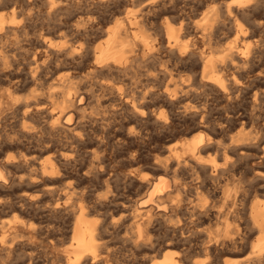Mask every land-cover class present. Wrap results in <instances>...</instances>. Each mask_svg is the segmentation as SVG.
<instances>
[{
    "label": "bare ground",
    "instance_id": "6f19581e",
    "mask_svg": "<svg viewBox=\"0 0 264 264\" xmlns=\"http://www.w3.org/2000/svg\"><path fill=\"white\" fill-rule=\"evenodd\" d=\"M10 1H11V6L10 5L7 6V5L3 4L0 1V38L4 37L5 35H7L9 33H11V44H12L13 42L19 40L20 37L27 36L29 34L28 33L29 32V28L31 27L32 30H33V34L34 35H33V37L30 38V40L33 41L34 43L38 44L37 46H39L34 51L33 56L30 59V61L28 62V64H22V65L18 66L20 62L17 63V62H15L14 59H11V74L15 73L14 75L17 77L18 81L24 79V80H27L29 82L36 83L37 81L41 82V80H45L44 72H45V70L47 68H49L51 66L52 63H53V67L51 68L52 73L58 71L61 67H65V66L67 67V65H71V64H75L76 65V64H81V63L86 65L87 71L84 74H80L82 78H80L79 80L75 79V77L72 76V75H68L66 77H59L55 81L56 82V86L53 85L55 87V89L54 88L52 90L51 89L50 90L47 89V91L40 92V93L38 91L36 92V90L32 91L31 95L29 97L23 99V100H19L16 96H13V92L16 90V88H15V90L13 89L14 90L13 92L8 90L7 88H6V90L0 91V117H1V113L3 111L10 110L12 112H16L17 114H20L23 119H26V118L40 119V118H43L44 121H45V122L43 121L44 122V128L49 129L50 134L52 135V137H51L53 139V141H52L53 143L51 142L52 144H54L55 146H58L59 144H58L57 137L61 133H65L67 135L68 141L71 144H74L76 146H81L84 143V141L87 140L88 136L91 135V133L88 134V132H86V131L84 132L82 129L78 128L79 126L77 124L76 119H78L77 117H78V113L79 112L77 113L76 107L73 106V104L75 102H77L78 104H81L86 99H88L86 93L82 90V86L86 82H89L88 80L90 78H94V77L99 76L100 74H104V73L119 72L121 70H124L126 68L127 64H131L133 61H136L138 59H141V61L149 60V61L155 63V61H156L155 60L156 59L155 56L158 55V52L160 54V51L166 53L167 56L179 58L181 60V67L184 70H187L188 73H189L188 76H189L190 82L188 84H178V83L176 84L175 79H174V75H175V72H177V69L176 70L174 69L173 71L172 70L168 71V70H161L160 69L158 72H156V75H153L152 77L148 78L149 81L153 82L151 87L147 88L149 85L145 84L142 87L144 90H133V92L131 94L128 92L129 91L128 89H127L128 91H126V93L123 94V95H119L118 96V95H116L114 93L116 96H118L117 98L120 99V101L123 102L124 105H128L130 107L128 110H130V109L132 110L131 111L133 113L132 117H134L135 119L138 118L139 120H141V119L151 120L152 119V120H154V122L156 124H160L162 127L170 126V124H168V122H169L168 119H169L170 115H168V114L171 113L173 108L180 107L182 109L181 110L182 112H180V113H183L182 116H181L182 119L184 121H190L191 122V125L187 128V130H186L187 132L186 133L187 134L188 133H193L192 134L193 136H191L190 139H188V140L182 142V144H180V145H182V155H180L176 150L170 149V150H168V153L166 155L167 157H166V160L164 161V164H162V165H157L156 164L155 166H154V164H152L154 166L153 172L157 176H154L156 178L153 177V179H155V181L152 182V179H151L150 182H152V184H151L150 189L148 188L149 191H147L148 189L146 190L147 191L146 197L143 198L141 201L138 200V202L135 205L130 206V204H129L130 211L127 212V213H122L121 212V214H122L121 215L122 216L121 220L119 221V224L117 223L116 225L115 224L113 225L114 229L124 228L126 230L129 226L132 227L133 230H134L133 231L134 234H132L131 236L129 235L130 236L129 237V239H130L129 241H131V246L134 247L137 252H142L143 249L146 250V249L151 248L153 246V244L155 243L154 242V235L152 233V231L155 230L154 223L155 224L159 223V224L165 225L169 229V231L172 233V236H174V235L179 233L181 235V237H182L181 240H183V241L185 239H188V241L192 240L194 242L193 244H194L195 248H198L199 250H203L204 251V250H207V249H211L213 251L218 252L220 250H223L224 247H229V246L235 245V246L239 247L240 251H245L246 249H248V252L246 254H244L245 256H243L245 258L243 264H264V202H262V203H259V202H256V201L247 202V195H246L247 193H246L245 190L244 191L242 190V187L245 184V183L241 184L243 181L242 182L240 181L241 182L240 184L242 185V187L240 185H238V187L239 186L241 187L240 190L242 192L241 193L238 192V193H240L238 195H237V193L234 196L231 195L232 197H235V199L231 201L227 211H225V212L223 211L224 213H222V211L218 210L217 213H216L219 217H221V218L223 217L224 222L226 223V224H224L222 226L225 227V225H226V228H227L228 223L231 220H232L231 222H233V220H235L236 222H238V224H240V231L237 230L234 233L233 232L230 233L229 230L227 231V229L230 227V225H232L231 222H230V225H228V228L226 230L224 229L225 231H224V234L222 236V240L221 239L220 240L217 239V240H219L217 242V241H211L210 236L206 232H204L202 230H195L194 227L191 226V224H193V223L195 224V220H197V219L198 220H200V219L201 220L202 219H209V218L213 219L212 216H214L215 214L210 211L211 210V209H209V208H211L210 205L209 204H208L209 206L201 205V207H199V208H192V209H190V207L187 209V206L184 208L183 206H181L179 204H176V203H170V204L167 203L168 204L167 205L164 200H165V198H166V200L170 199V198H168L169 195H170L169 193H170V191L172 189V185L175 186L176 180L173 179L175 184L174 183L173 184H169V182L166 180L167 178L165 179V176L161 174V173H166L167 172L168 168L171 165V159H173L174 162H176V166H177L178 164H181L180 158L181 157H185V158L188 159L187 160V163H188L187 166L190 165L196 171H200V172H202L204 174L206 173L211 178L214 179V178H216L215 177L216 175L222 174L224 171L226 172L227 170H229L230 167H233L234 163L236 162V160H239V161H241L242 159H246L247 160V158L249 156L252 157L251 156L252 153L249 151V147L251 146V142H249V141L252 138L251 137V131H245L246 127L249 128L248 125H250V126L252 125V127H253L252 132H253V134H255V136H261V139L263 138V140H264V119L262 118L264 116V66L263 67H259L258 63L261 60H259L258 63H256L254 61L256 59L253 58L254 56H248L247 55L248 52H247V54H242V55L238 54L237 47L235 45L240 38L246 37V35H248L249 33H251L252 35H253V33L256 34L254 31L259 30L261 28H264V22L262 20H255V19H253L250 16V15H252L255 12V10L264 7V0H228V1L226 0L227 2H224L222 4H217V5L213 4L211 6L208 5L207 8L205 7V9H203V11H201V17H199L200 18L199 21L197 19H195V20L198 21L197 22V26L195 27V32L198 34V36L201 38V40H203L208 35L207 33L210 32L211 29H213L215 26L216 27H219V26L220 27H224L226 25L227 26L229 25L228 29H229L230 32L233 33L232 41L228 44V46H226L224 48V50L222 51V54L220 53L221 55L218 53V55H220V56L216 55L217 57L213 56V54L212 55L209 54L207 52V50L205 51V49L198 48V46L195 45V43L192 41V39H190V37H188L189 34H190L189 33V29H188V27L184 26L185 24L183 23L182 20L179 21V24L177 26L173 25L170 22L168 17H167L168 20H166L164 23H160V24H156L155 23L158 15L160 13H165V12L172 11L173 9H175L176 0H151L149 2L145 1L146 3H144L141 6L142 8L140 7V5L137 6V7L141 8L138 11L134 10V8H132L133 10H130L128 8L129 9L128 11L114 13L111 16H106V15H103L101 13L88 11L89 7H87V9H86L87 11H83V12L79 11L75 15H73L70 19H67L65 21H61L59 19L60 22L57 21L58 23H52L51 22L52 23L51 26L48 27V28H45V29L41 28V27L37 28V26H34V27L31 26L30 21H33V20H30L29 19L30 15L23 9L22 6L17 4V2L19 0H8V2H10ZM24 1H26L28 4H32V3L36 4L37 0H24ZM44 1H46V5H47V8H46V11H47L46 14L47 15L46 16H48V18L49 17H51V18L52 17H57L60 14H63V13H59V10L56 9L55 5L51 4L47 0H44ZM100 1H104V0H100ZM193 1H195V3L197 2V0H193ZM8 2H7V4H8ZM132 4H134V3H132ZM124 7H125V5H124ZM198 14H199V12H198ZM198 14H196V15L198 16ZM62 16H64V15H62ZM173 16H175V15H172V16L170 15V17H173ZM185 16H187V15H185ZM177 17H178V15H177ZM243 18L247 19L246 26H243V24H242L241 19H243ZM62 20H64V19H62ZM46 24H47V22H46ZM221 30L222 29H220V31ZM152 31H154V33ZM254 39H256V38L254 37ZM254 39H253V41H254ZM225 40H227V39L225 38ZM230 40H231V38H230ZM238 43H240V42H238ZM245 43L246 42H244V44ZM248 43H250V42H248ZM258 44H260V42ZM246 46H247V44H246ZM251 46H252V43H251ZM250 47H249V49H250ZM11 48L13 49L12 46H11ZM38 48H40V50H38ZM263 48H264V46H263ZM258 52H259V50H258ZM41 53L44 54L45 58H44V60L42 62H38V60L36 58L37 57L36 55H38V54L40 55ZM253 55H255V54H253ZM0 59H2V58L0 57ZM263 59H264V57H263ZM55 61H59V62L54 65ZM145 63H147V62H145ZM174 66H175V64H174ZM69 73H70V71H69ZM167 78H168V80H166ZM97 80H100V78L97 79ZM164 81H165V83H164ZM255 84H259V87L256 88L254 86L251 89H249L251 86H253ZM84 87H87V86L84 85ZM97 87H98V85H97ZM196 87H206V88L212 89L214 91L216 90L218 93H220V95L223 96L224 100H226L229 103V105H230V103L231 104L232 103H236L237 104L239 101L248 103L249 100H250V111H247V108L246 109H239L240 107L239 108H234V107L231 108L230 107L231 109L228 110L229 112L227 113V116L225 115V119H223L224 120L223 126L228 128V132H227V134H225L226 135V140H227L226 143H224L225 141L223 143L221 141V143H220L219 142L220 138L219 139L217 138L218 135L223 134V131H224L223 128L224 127L223 128L222 127L219 128V126L216 127V123L214 122L216 119H214V121H213L209 117V115H206L205 113H202V111L199 110L200 108H198V106H197L198 105L197 102H196V104H197L196 105L194 103L192 104L189 101L188 98H189L191 92ZM24 88H26V87H24ZM135 88H136V86H135ZM44 90H46V89H44ZM123 90H124V88H123ZM109 93H111V92L109 91ZM109 93H108V95H109ZM194 93H192V95ZM140 94H144V95L145 94H149V97H150V95L154 96L155 94H157L160 97V99H161V103L163 102V104L166 107L163 108L162 111L160 110L158 115H156V113H155L156 111L154 112V111H150L149 110L148 111L149 113H146V105L143 104L142 102H139L138 99H137ZM91 96H92V94H91ZM123 96H124V99H122ZM145 96H147V95H145ZM110 99H109V101H110ZM149 99H151V98H149ZM112 101H113V99H112ZM144 101H146V100H144ZM77 103H75V104H77ZM151 104H153V103H151ZM121 105H122V103H121ZM226 105H227V103H226ZM159 106H161V104ZM79 107H81V106L79 105ZM199 107H200V105H199ZM180 108L178 110H180ZM226 111H224V112H226ZM208 113H209V111H208ZM129 114H130V112H129ZM121 115H122V112H121ZM221 116H223V115H221ZM198 118H199V121L197 122ZM203 122L206 123V124H204ZM16 124H18V122ZM176 125L177 124H175V126ZM97 128H99V127H97ZM159 128H160V126H159ZM204 128L205 129L208 128L209 130H211V132L210 133H207V132L204 133L205 130L202 131ZM249 129H247V130H249ZM1 130L2 129H0V142H4L8 136L6 137L5 134L1 133ZM21 131H23V130H21ZM16 132H17V130H16ZM23 132L26 133V134H29V131L24 130ZM132 132H134V131H132ZM12 133H14V132H12ZM123 133H125V132H123ZM103 134L106 135V133H103ZM109 134H111V133H109ZM96 135H97V133H96ZM119 136H121V135H119ZM108 139H109V137H108ZM38 140L40 141V139H38ZM22 141H23V139H22ZM172 143H173V141H172ZM125 144H126V142H125ZM4 145H6V144H4ZM47 145H48V143H47ZM253 145L255 146V144H253ZM37 146H38V144H37ZM260 146L261 147L258 148L257 157L259 159L263 160L264 159V141H263L262 145H260ZM61 147H62V145H61ZM92 147H94V146H92ZM4 148H5V146H4ZM98 148H99V145H98ZM118 148H119V146H118ZM54 149H55V147H54ZM68 149H66V146H65V148H63L61 150H58V153L48 154V155L43 156V154L45 152H47V150H48V147L45 148V146H44L43 149H38L35 152H33L31 156H28V157H25V156H13L12 160H8V161L9 162L12 161V163L20 164L23 167L31 165L33 173H35L37 175H41L43 177H46L47 179H52L53 174H57V172H59V170L62 168L63 162H68L69 160H71L70 157H69V155L71 153H68L69 152V151H67ZM94 149H96V148H94ZM211 149L212 150L214 149L215 153H217L218 150L221 151L222 157H223V159H222L223 161L222 162H220V161L217 162L216 161L217 160L216 159L217 155H215V154H213V155H215V159H214L213 156H212L213 158L211 157L212 159H210V160H208L206 158V156L211 155V153H210ZM166 150H167V148H166ZM55 151H56V149H55ZM82 153H83V151H82ZM255 153H256V151H255ZM1 154L2 153H0V155ZM217 154H219V152ZM92 156H94V155H92ZM157 156H158V154H157ZM133 157H135V156H133ZM85 158H87V157H85ZM98 158L100 159V157H98ZM103 158H101V160ZM129 158H131V157H129ZM253 158H251V159H253ZM134 159H136V158H134ZM88 160H89V158H88ZM95 161H96V159H95ZM128 161H129V159H128ZM85 162H86V160H85ZM133 163H135V162H133ZM89 164H91V163H89ZM184 166H186V165H184ZM239 167H241V166H239ZM13 168L14 167H12V169ZM67 168H69V167H67ZM234 168L235 167H233V169ZM89 169H86V171L87 170L89 171ZM149 169H151V167ZM186 169L187 168H185V171H187ZM8 170H10V168ZM8 170L5 169V165L4 164L0 165V189H4V188L7 189L9 184L13 180V178L10 175ZM65 170H68V169H65ZM10 171L12 172V170H10ZM77 171H79V170H77ZM188 173H190V172L188 171L187 174ZM229 173L230 172H228V174ZM235 173L237 174V172H235ZM76 174H78V173H76ZM253 174H254L253 177L255 179L258 178V179L264 180V172L263 171L257 170ZM195 175H197V174H195ZM208 175L206 177H208ZM230 175L231 176L233 175L232 171H231ZM230 175H228V176H230ZM102 176L104 177L103 174H102ZM220 176H222V175H220ZM174 177L176 178V176H174ZM232 178H234V177L232 176ZM79 180H81V179L79 178ZM208 180H209V178H208ZM224 180H225V178H224ZM230 180L233 181L232 179H229V182H230ZM238 180H239V177H238ZM238 180L236 181L237 184H238ZM250 180H252V179H250ZM135 182L138 185L137 187H139V188L144 186L143 182H141L140 180L139 181H135ZM144 182H145V180H144ZM19 183H20V180H19ZM104 183H106V182H104ZM27 184H29V183H27ZM146 184H147V182H146ZM202 184H203V182H202ZM23 185H21V186H23ZM147 187H149V186H147ZM233 187H234V185H233ZM250 187H251V183H250ZM51 189H52L51 187L42 189L41 193L39 195L37 194L38 196L36 195L37 196V197H35L36 200H34L33 202H30L31 199H27L26 196H24L23 198L27 199V201L29 200L28 203L29 204H33L37 208V204H39L43 200V197L45 195H49L51 197V193H53V191ZM21 190H22V188H21ZM214 191H216V189ZM231 192H233V191H230V193ZM235 192H237V191H235ZM218 193H219V191H218ZM228 193H229V191H228ZM228 193L226 194V197H225L226 199H227ZM52 195H54V194H52ZM61 196H63V195L59 194L57 196V198H55L56 199L55 201H51V203L49 202V204L47 205V210H49L50 212H54V213L55 212L59 213L62 210L64 212V210H67V208H68V206H67L68 200L65 201V202H60L59 200H60ZM70 196H72V195H70ZM178 196H179V193H178ZM228 197L231 198L229 195H228ZM253 197H255V196H253ZM7 198H9V197H7ZM113 198H114V196H113ZM215 198H216V196H215ZM53 199H54V197H53ZM84 200H85V198H84ZM262 200H263V197H262ZM132 201H135V200L132 199ZM2 202H0V206H1ZM226 202L228 203V201H226ZM25 203H26V201H25ZM25 203H23V204H25ZM45 204H46V202H45ZM108 204H109V202H108ZM133 204H134V202H133ZM40 206H42V205H40ZM101 206H102V204H101ZM223 206H224V204H223ZM120 207L122 209H124V211H127V206L121 205ZM24 208H25V206H24ZM97 209H100V208H97ZM122 209H120V210H122ZM222 209H223V207H222ZM93 210H95V209H93ZM101 210H102V208H101ZM86 212L87 211L85 210V208L81 206L79 208V210H78V213L73 216L74 218L72 219L73 221H72V225H71V229H70L69 242H68V244L66 246V249H65L66 257H65V260H64V264H101V262L103 264V261H102L103 255L98 253L97 250L103 244V242L106 241V239L105 240H103V239L105 238V235H107L108 227L105 226L102 223H99V222L95 221V220L87 219L86 218ZM61 213L62 212H60V214ZM99 214H100V212H99ZM42 216H44V215H42ZM68 216H70V215L68 214ZM89 218H91V217H89ZM110 218L112 219V217H110ZM125 218H129L130 223L125 224V222H126ZM56 219L58 220L57 217H56ZM92 219H93V217H92ZM96 220H97V218H96ZM64 221H65V218H64ZM67 221H68V219H67ZM214 222H215V220H214ZM219 223H222V222H218V224ZM8 224H9V222H8ZM18 224H20V223H18ZM48 224H50V223H47V226H48ZM106 224H107V222H106ZM234 224H236V223H234ZM13 225H14V223H13ZM215 225L217 227V224H215ZM238 226L239 225H237L236 227H238ZM6 227H7V223H6V225L0 224V229H4ZM205 227H206V225H205ZM34 228H35V226H34ZM37 228H39V227H37ZM41 228H42V226H41ZM153 228H154V230H153ZM162 228H163V226H162ZM167 228L164 227V229H167ZM66 229H65V231H66ZM128 230H129V228H128ZM131 230H130V232H131ZM28 232H30V231H28ZM38 232H39V230H38ZM53 232H56V231H53ZM63 232H64V230H63ZM117 232H119V231H117ZM184 233H187V235L185 237L182 236ZM219 233H220V236H221V232H219ZM254 233H256L258 235V238L254 242H252V241H250V239L252 238ZM4 234H6V233H4ZM20 234H22V233H20ZM47 234H49V233H47ZM112 234H109V235L112 236ZM163 234H165V233H163ZM160 235H162V234H160ZM16 236H15V238L18 237V236L17 237ZM52 236H53V234H52ZM215 236H217V235H215ZM121 238L123 239V237H121ZM175 238H177V237L175 236ZM253 238H254V236H253ZM113 239H115V236L113 237ZM124 239H125V237H124ZM164 239H166V237ZM55 240H56V238L54 239V241ZM22 241H24V240H22ZM39 242H41V241L39 240ZM22 243H24V242H22ZM22 243H20V244H22ZM105 243H107V242H105ZM111 243H113V242H111ZM177 243H178V241H177ZM4 244H5V242H4V239H3L1 245H4ZM29 244H31V243H29ZM34 245L35 244H33V246ZM121 245H122V242H121ZM173 245H175V244H173L172 242L166 241V242L162 243L160 248L158 247L159 248L158 250H156V248H155L156 252L154 253V255H160V257L154 258V260H151L148 264H195L193 261H189L187 259L186 255L182 254L183 252H181V251L178 252L177 256H174L172 253H168L167 252L168 251V247L173 246ZM108 246H109V244H108ZM20 247H22V246H20ZM31 247H32V245H31ZM111 247H112V244L110 245L109 249ZM127 247H128V245H127ZM2 248L6 249L8 247L2 246ZM33 248H35V247H33ZM104 248H106V247H104ZM119 249H118V252H119ZM191 249H193V245H192ZM234 249H235V247H234ZM19 250H20V248H19ZM22 250H20V251H22ZM189 250H190V248H189ZM0 251L2 252V250H0ZM115 251H116V249H115ZM123 251H122V253H123ZM126 251H129V250H126ZM232 251H233V249H232ZM226 252H227V249H226ZM120 253H121V251H120ZM132 253H133V251H132ZM149 253H151V252H149ZM230 253H232V252H230ZM129 254H131V253H129ZM27 255H29V254H27ZM132 255L133 254H131V256ZM60 256H62V255H60ZM142 256H144V255H142ZM134 257H137V256H134ZM206 257H208V256H205V258ZM152 258H153V256H152ZM213 258H215V257H213ZM233 258L235 259V260L233 259L234 261L231 260L230 262L228 261V262H225L224 264H238V262L240 260L239 257L237 259L235 257H233ZM113 259H115V258H113ZM208 259H209V257H208ZM22 260H23V258H22ZM202 260L203 259H201V262L205 263L207 258H206V260L204 259L205 261L204 260L202 261ZM236 260H238L237 263L235 262ZM126 261H127V259H126ZM209 261H210V259H209ZM241 263H242V261H241Z\"/></svg>",
    "mask_w": 264,
    "mask_h": 264
},
{
    "label": "rangeland",
    "instance_id": "374dc122",
    "mask_svg": "<svg viewBox=\"0 0 264 264\" xmlns=\"http://www.w3.org/2000/svg\"><path fill=\"white\" fill-rule=\"evenodd\" d=\"M0 1L3 4L7 5V6L8 5L11 6V1L10 2H8V0H0ZM47 1H49L51 4L55 5L56 9L59 10V13H63V14H60L57 17H52V18L49 17L48 18V16H46L47 15L46 14L47 5H46V1H44V0H37L36 4L35 3L28 4L24 0L23 1L19 0L17 2V4L22 6L23 9L30 15L29 19L33 20V21H30L31 26H33V27L37 26V28L41 27V28L45 29V28L50 27L52 23H58V22H60V20L61 21H65L67 19H70L73 15H75L79 11H81V12L87 11L86 10L87 7H89L88 11L101 13V14L106 15V16H111L114 13H119V12H123V11L125 12V11H128L129 9L133 10L132 8H134V10L138 11V10H140L142 8L141 6L144 3H146L145 1L149 2L151 0H126V1L125 0H104V1H100V0H86V1L85 0H47ZM227 1L226 0H222V1L221 0H197V2L195 3V1H193V0H176L175 9H173L172 11L165 12V13H160L158 15L155 23L156 24L164 23L166 20H168L167 19V17H168L170 22L173 25L177 26L179 24V21L182 20L183 23L185 24L184 26L188 27V29H189V33L190 34H189L188 37H190V39H192V41L195 43L196 46H198V48L205 49V51L207 50V52L209 54H211V55L213 54V56H216V55L220 56L222 54V51L224 50V48L226 46H228V44L233 39V33L230 32L229 29H228L229 25L228 26L226 25L224 27H220V26L216 27L215 26L213 29H211L210 32L207 33L208 35L203 40H201V38L195 32V27L197 26V22L200 19L199 17H201V11H203V9H205V7L207 8L208 5L211 6L213 4H216V5L217 4H222V3L227 2ZM7 2H8V4H7ZM132 3H134V4H132ZM124 5H125V7H124ZM139 5H140L141 8L137 7ZM262 11L264 12V7L255 10V12L252 15H250V16L253 19H255V20H262L264 22V16H263L264 13ZM198 12H199V14H198ZM196 14H198V16ZM62 15H64V16H62ZM170 15L171 16L175 15V16H173L174 17L173 18V17H170ZM177 15H178L179 18L177 17ZM185 15H187V16H185ZM61 18L64 19V20H62ZM195 19H197L198 21L195 20ZM241 21H242L243 26H246L247 19L243 18V19H241ZM46 22H47V24H46ZM220 29H222V30L220 31ZM152 32L154 33V31H152ZM254 32L256 34L253 33V35H252L251 33H249L248 35H246V37L240 38L235 45L237 47L238 54L242 55V54H247V52H248L247 55L248 56H254L253 58L256 59V60H254L256 63H258V61L261 60L258 64H259V67H263L264 66L263 65L264 64V59H263V57H264V55H263L264 54V51H263L264 50V48H263V46H264V28H261L259 30L254 31ZM28 33L29 34L27 36L20 37L19 40L13 42L12 44H11V33H9V34L5 35L4 37L0 38V55H1L0 57L2 58V59H0V61H1L0 62V75H1L0 76V91L6 90V88H7L8 90L13 92L15 90V88H16V90L13 92V96H16L19 100H23V99L29 97L31 95L32 91L36 90V92L38 91L40 93V92L47 91V89L48 90H50V89L52 90L53 88L55 89V87L53 85L56 86V82L55 81L59 77H66L68 75H72L77 80L82 78L80 74H84L87 71V68H86L85 64L81 63V64H76V65L75 64L67 65V67L66 66L65 67H61L58 71L52 73V70H51V68L53 67V63H52L51 66L45 70V72H44L45 80H41L42 83L40 81H37L36 83H32V82H29V81L24 80V79L18 81L17 77L14 75L15 73L11 74V59H14L15 62H17V63L20 62L18 66H20L22 64H28V62L30 61V59L33 56L34 51L37 49V47H39V46H37L38 44H36V43H34L33 41L30 40V38L33 37V35H34L33 34V30H32L31 27L29 28V32ZM254 37L257 40L254 39ZM225 38L227 40H225ZM230 38H231V40H230ZM253 39H254V41H253ZM243 41L246 42V43L244 44ZM247 41L250 42V43H248ZM238 42H240V43H238ZM259 42H260V44H258ZM251 43H252V46H251ZM246 44H247V46H246ZM11 46L13 47V49L11 48ZM249 47H250V49H249ZM38 50H40V48H38ZM258 50H259V52H258ZM218 53L219 54L221 53V54L218 55ZM253 54H255V55L257 54L256 55L257 57L255 55H253ZM36 56H37L36 58H37L38 62H42L44 60V58H45L44 54H42V53L40 55L38 54ZM155 57H156L155 63H153V62H151L149 60L141 61V59H138L136 61H133L131 64H127L126 68L124 70H121L119 72L100 74L99 75L100 77L96 76L94 78H90L88 80L89 82H86L84 84L87 87H84V85L82 86V90L86 93L88 99H86L81 104H78L77 102H75L77 104L74 103L73 106L76 107L77 113L79 112L78 113V117H77L78 119H76L77 124L79 126L78 128L82 129L84 132L85 131L88 132V134L91 133V135L88 136L87 140H85L84 143L81 146H76L74 144H71L68 141L67 135L65 133H61L58 136L59 138L57 137L58 144H59L58 146H55L54 144H52L53 143L52 142L53 139L51 138L52 135L50 134L49 129L44 128V122L45 121H44L43 118H40V119H35V118L23 119L20 114H17L16 112H12L10 110L3 111L1 113V117H0V129H2L1 133L5 134L6 137L7 136L8 137L6 138V140L4 142H0V153H2L0 155V165L4 164L6 170H8L9 168H10V170H12V172L10 170H8V171H9L10 175L13 178V180H12L13 183L11 182L7 189L6 188L0 189V202L3 201L1 206H0V209H1L0 210V216H1L0 217V224L6 225V223H7V227L6 228L0 229V250H2V252L0 251V264H12L13 262H14L13 264H27V263L28 264H51V263L52 264H64V260H65V257H66L65 249H66V246H67V244L69 242L70 229H71V225H72V221H73L72 219L74 218L73 216L78 213V210H79V208L81 206L84 207L85 210L87 211L86 212V218L87 219L95 220V221H97L99 223H102V224H104L105 226L108 227L107 235H105V238L103 239V240L106 239V241H104L103 244L99 247L100 249L98 248V250H97L98 253L103 255V257H102L103 264H122V263L123 264H141V263L142 264H148L151 260H154V258L160 257V255H154V253L156 252V250H158L161 247L162 243H164L166 241H169V242H172L173 244H175L173 246L168 247V251H167L168 253H172L174 256H177L178 252L181 251V252H183L182 254L186 255V257H187V259L189 261H193L195 264H205V263L206 264H212V263L213 264H217V263L218 264H224L225 262H228V261L230 262L231 260L234 261L235 259L233 257H235L236 259L239 257V259L242 261V263H241V261L239 259H238L239 262H238V260H236L235 262L236 263L238 262V264H243L244 259H245L243 256H245L244 254H246L248 252V249H246L245 251H240L238 246L233 245V246H229V247H224L223 250H220L218 252L213 251L211 249H207V250H204V251L203 250H199L198 248H195V246L193 244L194 242L192 240L188 241V239H185L184 240L185 242H184L183 240H181L182 237H181V235L179 233L174 235V236H172V233L169 231V229L165 225H162V224H159V223H156V224L154 223V225L156 227L154 226L155 230L153 228L154 231H152V233L154 235V242L155 243L153 244V246L151 248H148L146 250L143 249L142 252H137L135 250V248L131 246V241H129L130 240L129 237L132 234H134L133 233L134 230H133L132 227L129 226L130 224L128 225L129 226L128 227L129 230H128V228L126 230L124 228L114 229L113 225L114 224L116 225L117 223L119 224V221L121 220V217H122L121 216L122 215L121 212L122 213L129 212L130 211L129 204H130V206L135 205L138 202V200L141 201L143 198L146 197L147 191H149L152 182L155 181V179H153V177L157 176L153 172L154 166L156 164L157 165L164 164V161L166 160V157H167L166 155L168 153V150H170V149H174L180 155H182V145H180V144H182V142L190 139L191 136H193L192 135L193 133H188V134L186 133L187 132L186 130L191 125V122L190 121H184L182 119L181 116H182L183 113H180V112H182L181 111L182 109L180 107L173 108L171 113L168 114V115H170L169 119H168L169 122L171 121L170 123L168 122V124H170V126L162 127L160 124H156L154 122V120H152V119L151 120H144V119L139 120L138 118L135 119L134 117H132V115H133V113L131 112L132 110L131 109L128 110L130 107L128 105H124L123 102H121L120 99L117 98L119 95L125 94L126 91H128V90H129L128 92L130 94L133 92V90H144L142 87L145 84L149 85L147 88L151 87L153 82L149 81L148 78L152 77L153 75H156V72H158L160 69L161 70H168V71H170V70L173 71L174 69L175 70L177 69V72H175V75H174V79H175L176 84L177 83L178 84H188L190 82L189 76H188L189 73H188L187 70H184L181 67V60L179 58L167 56L166 53H164L162 51H160V54L158 52V55H156ZM58 62L59 61H55L54 65L56 63H58ZM145 62H147V63H145ZM174 64H175V66H174ZM69 71H70V73H69ZM99 78H100V80H97ZM166 80H168V78ZM164 83H165V81H164ZM97 85H98V87H97ZM135 86H136V88H135ZM254 86L257 88V87H259V84H255V85L251 86L249 89H251ZM24 87H26V88H24ZM123 88H124V90H123ZM44 89H46V90H44ZM109 91L111 93H109ZM108 93H109V95H108ZM114 93L116 95H118V96H116ZM192 93H194V94L192 95ZM91 94H92V96H91ZM145 95H147V96H145ZM145 95L144 94H140L137 99H138L139 102H142L143 104L146 105V113H149L148 111L150 110V111H154V112L156 111L155 113H156V115H158L159 111L160 110L162 111L163 108L166 107L163 104V102L161 103V99H160V97L157 94H155L154 96L150 95V97H149V94H145ZM190 96L188 98L189 101L192 104L193 103L196 104V102H197L198 105L197 104L196 105L198 106V108H200L199 110L202 111V113H205L206 115H209V117L213 121H214V119H216L214 122L216 123V127L219 126V128H221V127L223 128L224 127L223 126V122H224L223 119H225V115L227 116V113L229 112L228 110L231 109L232 107H234V108H239L240 107L239 109H246L247 108V111H250V100H249L248 103L239 101L237 104L236 103H232V104L230 103V105H229V103L226 100H224L223 96L220 95V93H218L216 90L214 91V90L206 88V87H196V88H194V90L191 92ZM149 98H151V99H149ZM109 99H110V101H109ZM112 99H113V101H112ZM122 99H124V96H123ZM144 100H146V101H144ZM121 103H122V105H121ZM151 103H153V104H151ZM226 103H227V105H226ZM160 104H161V106H159ZM79 105L82 108L79 107ZM199 105H200V107H199ZM179 108H180V110H178ZM208 111H209L210 114L208 113ZM224 111H226V112H224ZM121 112H122V115H121ZM129 112H130V114H129ZM221 115H223V116H221ZM262 118L264 119V116ZM16 121L18 122V124H16L17 123ZM198 121H199V118H198L197 122ZM175 124H177L176 125L177 127L175 126ZM204 124H206V123H204ZM159 126H160V128H159ZM97 127H99V128H97ZM248 127L250 129L246 127L245 131H251V137L252 138H251V140L249 142H251V146L250 147L252 149L249 147V151L253 155L251 154L252 157L249 156L248 157L249 159L247 158V160L246 159H242L241 161L236 160V162H235L236 164L234 163V166H233L236 169L235 168L233 169V167H230L229 170H227L228 172H230L229 174H228L227 171L226 172L224 171L225 173L223 172L222 174H218V175L215 176L216 178L213 179L206 173H205L206 174L205 175L204 173H202L200 171H196L190 165H188L189 166L188 167L187 166V164H188L187 160L188 159L185 158V157H181L180 158L181 164H178L177 166H176V162H174V160L171 159V165L168 168L167 172L166 173H161L162 175L165 176V179L167 178L166 180L169 182V184H173L174 183L173 179L176 180V182H175L176 184L174 183L175 186L172 185V189H171V191L169 193L171 195V196L169 195V197H168V198H170L169 199L170 201L168 199L166 200V198L164 200L166 204L167 203L168 204L176 203V204H179V205L183 206L184 208L187 206V209L189 207H190V209H192V208H199V207H201V205H205V206H209L210 205V207H211V208H209V209H211L210 211L215 214L214 216H212L213 219L212 218L202 219V220L201 219L200 220L197 219V220H195V224L193 223V224H191V226H193L195 230H202V231L206 232L210 236L211 241H217L218 242L220 239L222 240V236L224 234V231L228 228V225H230V222L232 220L228 223L227 228H226V225H225V227L222 226V225H224L226 223L224 222L223 217L222 218L219 217L216 213H217L218 210L222 211V213L227 211V209L229 208V204L231 203L232 200L235 199V197H232V196H234L236 193L238 195V194H240L242 192L240 190L241 187H242L241 184L245 183L247 185L246 186L244 184V186L242 187V190L243 191L245 190L246 193H247L246 194L247 195V202H250V201H256V202H259V203L264 202V183H263L264 180H261V179H258V178H256L257 179L256 180L253 177L254 176L253 173H255L257 170H260V171L264 172V159L261 160V159H259L257 157L258 148L261 147L260 145H262L264 140H263V138L261 139V136H255V134H253L252 125L251 126L248 125ZM247 129H249V130H247ZM16 130H17V132H16ZM21 130L29 131V134H26V133H24ZM223 130H224L223 134H220L217 137L218 139L220 138V141H219L220 143H221V141H222V143L224 141H225L224 143L227 142L225 134H227L228 128L224 127ZM132 131H134V132H132ZM202 131H204V133L205 132H207V133L211 132V130H209L208 128L207 129L204 128ZM12 132H14V133H12ZM123 132H125V133H123ZM96 133H97V135H96ZM103 133H106V135L103 134ZM109 133H111V134H109ZM119 135H121V136L123 135L124 137L123 136L121 137ZM107 136L109 137V139H108ZM22 139H23V141H22ZM38 139H40V141ZM172 141H173V143H172ZM125 142H126V144H125ZM47 143H48V145H47ZM4 144H6V145H4ZM37 144H38V146H37ZM60 144L62 145L63 148H65V146H66V149L69 148L67 151H69L68 153H71L69 155L71 160H69L68 162H63L62 168L59 170V172H57L58 175L57 174H53L52 179H47L46 177H43L41 175H37V174L33 173L31 165L23 167L20 164H16V163H12V161L11 162L8 161V160H12L13 156H25V157L31 156L33 152H35L38 149H43L44 146H45V148L48 147V150H47V152H45L43 154V156L48 155V154H55V153H58V150L63 149ZM253 144H255V146ZM98 145H99V148H98ZM4 146H5V148H4ZM92 146H94V147H92ZM118 146H119V148H118ZM54 147H55L57 152L55 151ZM94 148H96V149H94ZM166 148H167V150H166ZM81 150L83 151V153H82ZM255 151H256V153H255ZM218 152H219V154L221 153V151H219V150H218ZM210 153H211V155L206 156V158L208 160L212 159L213 157L215 159V155H217V157H216L217 160L216 161L217 162H219V161L222 162L223 161L222 160L223 159L222 153L219 155V154L214 152V149L213 150L211 149ZM157 154H158V156H157ZM213 154H215V155H213ZM92 155H94V156H92ZM132 155L135 156V157H133ZM85 157H87V158H85ZM98 157H100V159ZM129 157H131V158H129ZM88 158H89V160H88ZM101 158H103V159L101 160ZM134 158H136V159H134ZM251 158H253V159H251ZM95 159H96V161H95ZM128 159H129V161H128ZM85 160H86V162H85ZM132 161L135 162V163H133ZM89 163H91V164H89ZM152 164H154V166ZM184 165H186V166H184ZM239 166H241L242 168L239 167ZM12 167H14V168L12 169ZM67 167H69V168H67ZM150 167H151V169H149ZM64 168L68 169V170H65ZM185 168H187L186 169L187 171H185ZM86 169H89V171L88 170L86 171ZM77 170H79V171H77ZM188 171L190 173L187 174ZM231 171H232V174H233L232 176L234 178H232V176L230 175ZM235 172H237V174ZM76 173H78V174H76ZM102 174L104 175V177L102 176ZM195 174H197V175H195ZM207 175H208V177H206ZM220 175H222V176H220ZM226 175L227 176L230 175V176L227 177ZM174 176H176V178ZM237 176L239 177V180H238ZM223 177L225 178V180H224ZM79 178L81 180H79ZM154 178H156V177H154ZM208 178H209L210 181L208 180ZM18 179L20 180V183H19ZM151 179H152V182H150ZM229 179H232L233 181L230 180V182H229ZM250 179H252V180H250ZM139 180L141 182H143V185H144L141 188L137 187L138 185L135 182V181H139ZM144 180H145V182H144ZM237 180H238V184L236 182ZM240 181L241 182L243 181V182L241 183ZM104 182H106V183H104ZM146 182H147V184H146ZM202 182H203V184H202ZM27 183H29V184H27ZM250 183H251V187H250ZM232 184L234 185V187H233ZM21 185H23V186H21ZM238 185H240L241 187L240 186L238 187ZM147 186H149V187H147ZM50 187L52 188L51 190L53 191V193H51V197L49 195H45L43 197V200L39 204H37V208L38 209L33 204H29L28 203L29 200L27 201V199H31L30 202H33L34 200H36L35 197H37L41 193L42 189L50 188ZM213 187L216 189V191H214L215 189ZM244 187L245 188L247 187V188L245 189ZM21 188H22V190H21ZM218 191H219V193H218ZM228 191H229V193H228ZM230 191H233V192L230 193ZM235 191H237V192H235ZM238 192H240V193H238ZM178 193H179V196H178ZM227 193L231 197V198H229L228 195H227V199L228 200L225 198ZM52 194H54V195H52ZM59 194L63 195V196H61V198L59 200L60 202H65V201L68 200V202H67L68 203L67 204L68 208H67V210H64V212H63V210L60 211V212H62L61 214H60V212L59 213L58 212H55V213L54 212H50L49 210H47V205L49 204V202L51 203V201H55L56 200L55 198H57V196ZM70 195H72V196H70ZM24 196H26L27 199H24L23 198ZM113 196H114V198H113ZM215 196H216V198H215ZM253 196H255V197H253ZM7 197H9V198H7ZM53 197H54V199H53ZM262 197H263V200H262ZM84 198H85V200H84ZM132 199L135 200V201H132ZM25 201H26V203H25ZM226 201H228V203ZM45 202H46V204H45ZM108 202H109V204H108ZM133 202H134V204H133ZM23 203H25V204H23ZM101 204H102V206H101ZM223 204H224V206H223ZM40 205H42V206H40ZM121 205L127 206V211H124V209H122L120 207ZM24 206H25V208H24ZM222 207H223V209H222ZM97 208H100V209H97ZM101 208H102V210H101ZM119 208L122 209V210H120ZM93 209H95V210H93ZM99 212H100V214H99ZM68 214L70 216H68ZM42 215H44V216H42ZM87 215L89 217H91V218H89ZM56 217L58 218L59 221L56 219ZM92 217H93V219H92ZM110 217H112V219ZM64 218H65V221H64ZM96 218H97V220H96ZM67 219H68V221H67ZM214 220H215V222H214ZM61 221L62 222L64 221V222L62 223ZM125 221H126L125 224L130 223L129 218H125ZM8 222H9V224H8ZM106 222H107V224H106ZM218 222H222V223L218 224ZM13 223H14V225H13ZM18 223H20V224H18ZM47 223H50V224H48V226H47ZM234 223H236L239 226L236 227L237 225L234 224ZM215 224H217L218 228L216 227ZM231 224H232V225H230L231 228L229 227L227 229V231L229 230L230 233H232V232L234 233L237 230L240 231V224H238V222L233 220V222H231ZM205 225H206L207 228L205 227ZM34 226H35V228H34ZM41 226H42L43 229L41 228ZM162 226H163V228H162ZM37 227H39V228H37ZM164 227L167 228V229H164ZM37 229L39 230V232H38ZM65 229H66V231H65ZM63 230H64V232H63ZM130 230H131L132 233L130 232ZM28 231H30V232H28ZM53 231H56V232H53ZM117 231H119V232H117ZM19 232L22 233V234H20ZM219 232H221V236H220ZM4 233H6V234H4ZM47 233H49V234H47ZM163 233H165V234H163ZM52 234H53V236H52ZM109 234H112V236L109 235ZM160 234H162V235H160ZM255 234L256 233L253 234L254 238L252 236L253 239L251 238L250 241L254 242L258 238V235L257 234L255 235ZM14 235L15 236L17 235L18 237L16 236L17 238H15ZM177 235L178 236L180 235V236L178 237ZM186 235H187V233H184L182 236L185 237ZM215 235H217V236H215ZM114 236H115V239H113ZM164 236L166 237V239H164L165 238ZM175 236L177 238H175ZM121 237H123V239L125 237L126 240L125 239L123 240ZM55 238H56V240H55L56 242L54 241ZM3 239H4L5 244L1 245ZM217 239H219V240H217ZM22 240H24V241H22ZM39 240L41 242H39ZM176 240L178 241V243H177ZM22 242H24V243L26 242V243L24 244ZM105 242H107V243H105ZM111 242H113V243H111ZM121 242H122V245H121ZM20 243H22V244H20ZM29 243H31V244H29ZM33 244H35V245L33 246ZM108 244H109V246H108ZM111 244H112V247H111L112 249L111 248L109 249ZM31 245H32V247H31ZM127 245H128V247H127ZM192 245H193V249H191ZM2 246L8 247V248L5 249V248H2ZM20 246H22V247H20ZM33 247H35V248H33ZM104 247H106V248H104ZM234 247H235V249H234ZM19 248H20V250H22L23 248L24 249L22 251H20ZM155 248H156V250H155ZM189 248H190V250H189ZM115 249H116V251H115ZM118 249H119V252H118ZM125 249L129 250V251H126ZM226 249H227V252H226ZM232 249H233V251H232ZM131 250L133 251V253H132ZM120 251H121V253L123 251V253L121 254ZM128 252L133 254V255L131 256V254H129ZM149 252H151L152 254L149 253ZM230 252H232L233 254L230 253ZM27 254H29V255H27ZM60 255H62V256H60ZM142 255H144V256H142ZM134 256H137V257H134ZM152 256H153V258H152ZM205 256H208L210 261H209L208 257H206L207 258V260H206ZM21 257L23 258V260H22ZM213 257H215V258H213ZM113 258H115L116 260L113 259ZM200 258L203 259V260L205 259L206 262L202 263ZM126 259H127V261H126ZM101 264H102V262H101Z\"/></svg>",
    "mask_w": 264,
    "mask_h": 264
}]
</instances>
